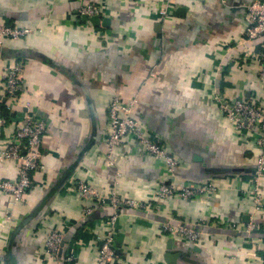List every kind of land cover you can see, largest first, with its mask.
<instances>
[{
  "label": "crops",
  "instance_id": "obj_1",
  "mask_svg": "<svg viewBox=\"0 0 264 264\" xmlns=\"http://www.w3.org/2000/svg\"><path fill=\"white\" fill-rule=\"evenodd\" d=\"M87 1L100 6L101 18L81 19L78 11ZM255 1L177 0L165 20L156 12L166 0H0V21L35 29L1 47L0 94L3 64L22 62L23 99L48 124L42 168L31 189L15 206L0 194V221L9 211L14 217L9 227L0 225V264H51L45 244L53 231L65 236L62 258L70 247L80 264H99L97 238L108 229L111 212L101 209L84 219L85 203L69 190L78 180L102 194L117 187L123 197L154 201L148 217L119 218L114 264H264V228L249 241L229 227L243 228L254 210L249 190L260 155L258 133L239 132L220 112V101L233 98L264 109L258 63L245 59L246 51L264 47V39L239 45L243 8ZM115 98L133 103L145 133L178 160L174 178L132 138L116 150V165H109L108 106ZM15 123L0 128V151ZM20 166L0 162V180H17ZM173 179L220 189L211 198L158 200L159 186ZM260 192L264 209V180ZM162 222H203L208 235L190 243L163 233Z\"/></svg>",
  "mask_w": 264,
  "mask_h": 264
},
{
  "label": "built area",
  "instance_id": "obj_2",
  "mask_svg": "<svg viewBox=\"0 0 264 264\" xmlns=\"http://www.w3.org/2000/svg\"><path fill=\"white\" fill-rule=\"evenodd\" d=\"M166 5L156 12L165 20L171 17L177 0H166ZM82 20L88 21L101 18L102 9L97 4L87 1L79 9ZM245 33L239 45L245 46L253 41L264 39V0L252 2L246 6ZM33 28H20L8 22L0 21V48L6 40L20 41L23 37L34 32ZM245 59L256 61L259 67V79L264 89V47L246 51ZM1 80L4 85V95L0 94V128L14 122L17 126L15 133L7 138L5 148L0 151V162L18 161L21 164L20 176L17 180H0V194L10 196L13 205L21 202L33 184V175L42 168V154L40 146L47 134V121L42 119L33 110V105L25 101L26 92L24 79V65L22 62L8 61L3 64ZM9 116L5 115V110ZM220 112L226 116L239 132L258 133L257 145L260 155L257 159L253 187L249 190L254 201V210L250 215V222L243 228L237 224H229V227L243 235L246 240L255 239L260 230L264 228L263 201L260 192V184L264 180V109L254 101H245L233 98L231 102L220 101ZM109 135L107 138L106 159L110 166L116 165V150L129 138L135 139L156 160L162 161L168 168L172 178L175 177L179 162L156 139L149 137L133 116V103L123 104L119 98H115L108 106ZM118 184L122 174L117 172ZM214 184H194L173 179L169 183L159 186L155 197L158 200L167 201L178 197L183 201H190L198 197L211 198L219 191ZM69 190L79 194L85 203L82 216L87 218L98 210L108 209L110 215L106 219L107 230L97 238L99 251V264H114L118 258L116 243V226L119 218L128 213L143 214L148 217L156 210L154 201H141L123 197L118 193L117 187H113L108 194H102L83 180L73 183ZM261 222H257V221ZM14 222L13 213L9 211L5 220L0 221L2 226H10ZM163 233L170 237L180 238L190 243H201L208 235L207 230L199 223L198 226H188L172 222L160 224ZM64 234L53 231L48 235L45 249L48 262L51 264H80L73 253V249L63 252ZM2 249H0V256ZM63 259V263L61 262Z\"/></svg>",
  "mask_w": 264,
  "mask_h": 264
},
{
  "label": "water",
  "instance_id": "obj_3",
  "mask_svg": "<svg viewBox=\"0 0 264 264\" xmlns=\"http://www.w3.org/2000/svg\"><path fill=\"white\" fill-rule=\"evenodd\" d=\"M243 9L245 10L246 8H243ZM181 10H182V8H180L178 10V12L181 11ZM89 105L91 107V103H89ZM40 211H41L40 208H38L36 210H33V212L29 216H27V218L24 219L23 223L19 226V228L17 229V231L12 235V238H11V241H10L11 244L14 242V240L17 237L18 234H20L21 232H23L24 230H26L30 226V224L32 223V221L34 220V218L37 216V214ZM253 237L255 238L257 236L254 235ZM169 243L171 244V241ZM64 245H65V242L63 243V247H64ZM166 257L168 258V257H172V256H171V254H168V256H166ZM167 260H169V259H167Z\"/></svg>",
  "mask_w": 264,
  "mask_h": 264
},
{
  "label": "trees",
  "instance_id": "obj_4",
  "mask_svg": "<svg viewBox=\"0 0 264 264\" xmlns=\"http://www.w3.org/2000/svg\"><path fill=\"white\" fill-rule=\"evenodd\" d=\"M4 110H5V109H4ZM5 115H6V116H9V113L6 112V110H5ZM61 262L63 263V259H61Z\"/></svg>",
  "mask_w": 264,
  "mask_h": 264
}]
</instances>
